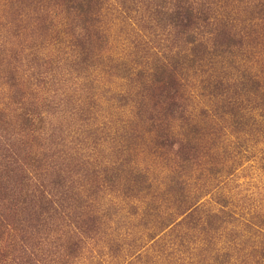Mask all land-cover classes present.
I'll return each mask as SVG.
<instances>
[{
	"label": "trees",
	"instance_id": "16d2710c",
	"mask_svg": "<svg viewBox=\"0 0 264 264\" xmlns=\"http://www.w3.org/2000/svg\"><path fill=\"white\" fill-rule=\"evenodd\" d=\"M52 1L57 5L55 0ZM59 1L64 12L80 21L75 31L78 34L68 36L72 51L69 67L77 76L84 74L89 82L85 71L93 67L125 81L110 98L119 106L132 103L134 112L131 111V120L135 125L130 121V128L127 127L128 131L124 130L120 137L128 140L134 134L135 126H143L146 133L153 134V143L160 155H168L167 160L174 163L179 159L180 173L191 165L204 164L209 165L207 171L215 175L221 173L220 165L226 163L224 161L230 155L225 145L221 152L215 146L226 124L224 114L230 116L233 128L241 129V119L236 118L234 112L248 110L252 104L250 99L259 100L256 105L264 107V84L261 85L247 70L244 69L232 83L233 74L229 77L226 72L223 77L217 78L210 72L220 69L223 64H229L238 72L234 57L242 55V41L238 33H230L232 30L227 28H232L230 23L235 19L227 7L224 4L220 7L219 0H119L117 6L120 9L110 4V0ZM28 2L40 10L46 8L47 0ZM109 13L118 19L122 27L118 33L132 47L121 57H102V48L106 43L99 25L102 17ZM131 25H138L142 35L127 29ZM234 51L239 54H230ZM225 53L230 54L227 60H224ZM18 55L19 52L13 51L12 46L0 50V82L13 89L9 103L14 105L10 112L4 111L5 107L0 109V264H75L83 240L91 238L101 217L88 213L91 216L79 225L75 224L81 232L79 234L69 233L70 229L63 231L70 224H63L60 229L49 227L54 225V219L58 220L64 205L72 207L73 211L76 208L82 212H95L94 201L99 199L97 193L107 187L100 181L111 186V192L118 191L116 182L119 180L124 182L121 194L125 196L128 194V197L131 195L138 200L139 195L146 192L149 201L138 225L147 230L148 239L156 237L153 244L169 237L163 244L167 245L168 256L173 257L180 252L192 254L196 246L197 259L190 264H264V216L258 213L245 218L243 214L234 212L227 198L221 194L212 198L217 204L213 209H204L205 204L200 202V197L209 186L205 180L195 187L194 193H190L185 183L170 179L165 190L154 195L149 194L150 186L143 185L138 176L134 175L135 185H131L132 169L123 153H119L113 165H107L101 172L92 169L89 173L82 168L85 163L80 155L74 161L70 158L71 154L63 149L55 147L51 151L52 144L65 147L63 138L60 139L54 129L46 126L45 115L52 114L55 105H58L54 102L57 90L61 89L54 87L59 83L55 76L57 69L52 67V60L41 63L36 60L37 56L28 59V70L31 72L26 83L29 86L41 85L47 97L40 103L34 97L25 102V97L19 94L16 87ZM193 70L203 75L200 89L217 100L213 111L216 120H206L199 126L198 122L189 119L190 96L186 95L188 72L195 75ZM82 88L86 89V102L82 106H72L70 111L77 122L85 126L81 130L83 140L79 143H83L85 148L87 144L95 148L99 139L111 132L106 125H95V118L91 116L93 96L89 94L92 87L87 82ZM205 113L200 112L201 115ZM170 121H179L182 137L173 133ZM238 133L244 135L247 132ZM98 134L101 135L99 138ZM70 164L83 169L81 175L90 185L85 188L87 195L84 200L78 192L72 193L65 186L64 177H61ZM69 171L77 172L73 168ZM97 172L102 175L100 180ZM109 207L103 216L108 215ZM128 212L134 216L135 206H130ZM226 229L223 248L214 250V235ZM42 231L45 232L40 235ZM194 233L202 234L200 241L206 247L201 251L200 244L193 238ZM129 240L128 257L138 260L145 244L136 235ZM112 244L109 248L111 255L116 259L119 257L121 264H126L123 255L120 256L122 248L119 243L114 240ZM211 251L213 254H210ZM203 252L208 257H200Z\"/></svg>",
	"mask_w": 264,
	"mask_h": 264
},
{
	"label": "rangeland",
	"instance_id": "374dc122",
	"mask_svg": "<svg viewBox=\"0 0 264 264\" xmlns=\"http://www.w3.org/2000/svg\"><path fill=\"white\" fill-rule=\"evenodd\" d=\"M55 1L57 5L52 0H47L46 8L37 10L28 0H0V50L12 46L13 51L19 52L20 61L18 64L20 65L17 64L16 81L18 83L16 87L19 94L25 97L24 101H30L29 98L34 97L37 99V103H40L42 99L47 97V93L41 85L31 84L32 86H29L26 83L31 72L28 70L30 66L29 63L27 65L28 59L37 56L36 60L41 63L52 60V67L57 69L55 76L59 83H56L54 87L61 89L57 90L54 102H58V105H55L52 114L45 115L48 123L46 126L54 129L59 134L60 139L63 138L65 147L61 148L52 144L51 151L55 147L63 149L66 153L71 154L70 158L74 161L80 155L81 161L85 163L82 168L88 170L89 173L92 169L101 172L107 165H113L114 159L119 158V153H123L124 158L129 161L128 166L132 169L130 174L131 185H135L134 175L138 176L142 179L143 185L150 186L149 194L162 193L165 187L169 185L170 179L177 180L178 183H185L189 187L190 193H194L195 187L200 186L205 180L209 186L204 189L205 192L203 191L204 193L200 197V202L205 204L204 209H213L217 204L212 198L221 194L227 198L233 211L243 214L245 218L258 213L264 216V107L256 105L260 101L250 99L252 104L248 106V110L242 113H233L236 118L241 119V129L233 128L230 123V116L224 114L223 118L226 120V124L223 125L215 146L219 148L218 152H221V148L225 145L226 151L230 155L224 161L226 163L220 165L221 173L215 175L207 171L209 169L208 164H204V166L191 165L190 168L180 173L179 159H176L177 161L174 163L167 160L169 159L168 155H160V151L156 149L153 143V134L146 133L143 126H135L134 134L128 140L120 137L121 133L127 130V127L130 128V121L132 125H135V122L131 120V111L134 112L132 103L128 102L125 106H119L116 101L110 98L121 89L119 85L124 84V80L106 75L99 68L93 67L85 71V74L89 76H86L89 78V82L83 77L84 74L77 76L69 67L72 51L69 48L71 40L68 39V36L69 34H78L75 31L78 30V22L80 21L64 12V7L59 0ZM118 1L110 0V4L119 8L120 6H117L119 5ZM223 4L227 7L231 17L235 18L234 22L230 23L232 28H227L232 30L230 33L236 32L240 35L242 41L240 53L242 55H238V50L230 52V54L238 55L234 57L238 72H235L229 64H223L220 69L216 68L210 72L217 78L223 77L226 72L229 77L233 74V79L230 80L232 83L245 69L263 85L264 0H219V6L221 7ZM110 14L107 16L102 14V21L99 25V31L104 34V42L106 43L102 48L104 53L102 57H121L125 52L131 51L132 47L128 46L122 35L118 33L119 30L122 31L121 24L118 19L114 18V14ZM137 27L138 25H131L127 26V29L137 31L142 35L143 31H138L139 27L138 29ZM207 38L210 37L207 36ZM230 54L225 53L224 60L230 58ZM193 72L195 75L191 74V71L188 72L187 83L189 88L186 89V95L190 96L188 110L191 114L189 119L198 122L199 126L206 120H216L213 111L217 100L200 89V81L203 79V75H199L198 70H193ZM86 81L92 87L89 94L93 96L91 116L95 118V125H106L111 132L109 136L101 137L95 148L90 147V144H87L85 148L83 143H79L80 140H83L81 130L85 129V126L82 125V122L81 124L77 122V118L70 111L72 106H82L86 102V89L82 88L83 85L87 84ZM29 82L31 81L29 80ZM12 91V88L0 82V109L3 110L5 107L6 110L4 111L6 112H10L9 109L14 107L9 103V96ZM50 95L53 96L52 93ZM201 111L206 113L201 115ZM252 122L255 125H251ZM169 124L174 131L173 133L182 137L179 121H170ZM251 127L254 128V132ZM60 130L61 132H59ZM239 131L247 133L241 135L238 133ZM100 136L98 134V138ZM60 139H57L59 143ZM72 168L76 169L77 172H67ZM82 168L79 165L70 164L65 168L61 177H64L65 186L72 193L78 192L84 200L87 195L85 188H89L90 185L81 175ZM185 171L186 173H184ZM97 174L100 180L102 175L98 172ZM100 182L107 187L99 194L97 193L99 199L94 201L97 207L95 212H82L81 209L76 208L73 211L72 207L68 208L64 205L58 220L54 219V225L49 227L57 226L60 229L63 224H70L69 228H64L63 231L70 229L72 231L69 233L79 234L81 232L75 228V224L79 225L83 219L91 216L88 213L101 217V222L94 227L95 232L91 234V238L83 240L75 264H121V259L112 256L109 249L110 246H113L114 240L121 246L120 256L123 255L125 259L123 262L126 261V264H190V262H195L198 255L196 246L192 250V254L180 252L179 255L174 254L171 257L167 255V245H163L166 244L169 237H165L163 241L156 244H153L156 237L153 240L147 238V230L138 225L139 217L143 214L146 202L149 201L146 192L140 194L141 197H138L137 200L134 196L129 195L128 197V194H126L127 196L121 194L123 191L121 189L124 186L123 180L116 182L118 191L111 192L109 190L111 186ZM109 205L108 215L103 216V212ZM130 206H135L136 214L134 216L128 212ZM227 231L226 229L224 232L214 235L212 245L214 250L223 248L224 233ZM132 235L141 237V242L145 244L142 252H140V258L134 261L128 257L129 239ZM193 238L200 244V251L206 247L200 241L202 234L194 233ZM210 254H213V251ZM204 255L208 257L205 252L200 257Z\"/></svg>",
	"mask_w": 264,
	"mask_h": 264
}]
</instances>
